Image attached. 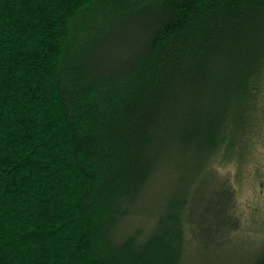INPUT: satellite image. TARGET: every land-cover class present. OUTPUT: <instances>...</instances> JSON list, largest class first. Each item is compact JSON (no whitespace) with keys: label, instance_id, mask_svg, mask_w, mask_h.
<instances>
[{"label":"trees","instance_id":"trees-1","mask_svg":"<svg viewBox=\"0 0 264 264\" xmlns=\"http://www.w3.org/2000/svg\"><path fill=\"white\" fill-rule=\"evenodd\" d=\"M245 177L264 0H0V264H199Z\"/></svg>","mask_w":264,"mask_h":264},{"label":"rangeland","instance_id":"rangeland-1","mask_svg":"<svg viewBox=\"0 0 264 264\" xmlns=\"http://www.w3.org/2000/svg\"><path fill=\"white\" fill-rule=\"evenodd\" d=\"M221 171L225 174L228 170L225 168ZM238 189L236 198L241 228L230 235L232 240H228L229 243L225 242L218 248L215 247L216 243L206 245L199 241L192 244L188 256L199 264H216L215 256H219V263L235 264L239 258L260 247V230L257 228L264 225V189L259 188L252 177L249 180L245 177Z\"/></svg>","mask_w":264,"mask_h":264}]
</instances>
